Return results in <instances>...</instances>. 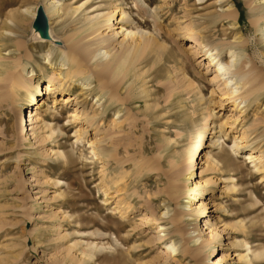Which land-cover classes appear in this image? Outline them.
I'll list each match as a JSON object with an SVG mask.
<instances>
[{
    "label": "rangeland",
    "instance_id": "1",
    "mask_svg": "<svg viewBox=\"0 0 264 264\" xmlns=\"http://www.w3.org/2000/svg\"><path fill=\"white\" fill-rule=\"evenodd\" d=\"M54 1L0 0V264H264V0H59L49 17ZM72 33L112 41L92 67L154 44L115 93L93 78L43 94ZM231 52L259 88L240 104L217 71ZM204 179L213 192L188 201Z\"/></svg>",
    "mask_w": 264,
    "mask_h": 264
},
{
    "label": "bare ground",
    "instance_id": "2",
    "mask_svg": "<svg viewBox=\"0 0 264 264\" xmlns=\"http://www.w3.org/2000/svg\"><path fill=\"white\" fill-rule=\"evenodd\" d=\"M81 6H83V3H82ZM81 6L75 8L74 9V12L78 11L81 8ZM62 9L63 8L60 7L59 0L54 1V2H51V4L46 7L47 15L49 17H51L52 15H57L59 13V10H62ZM125 13L126 12H124V10L122 8H119V10L117 11V15L120 14L121 17L119 16L120 19H118V21L124 19L123 17L126 16ZM230 13H231L230 15L233 16L232 15L233 13L232 12H230ZM67 15H69V18L71 20L70 21L71 24L72 23H75L77 21V17L73 18V17H71L72 16L71 14H67ZM117 15L116 16H115V14L113 15L114 20H115V18L117 19ZM107 16L108 15L102 17L101 20L99 19L101 21L100 24H102V25L98 26L96 29H93L94 26H92V23H91L92 22L91 21L92 19H90V24H91L90 27L92 28V30L91 29L90 30L92 31V33L95 32V30H97L100 27H102V26L105 25L102 22H104L103 20H105V19L108 18ZM83 19L89 20V17L86 16ZM96 23H99L98 20H97ZM116 23H117L116 21H114V23L110 22V24L108 23V27H112ZM86 28H88V27H86ZM115 28L117 29V27H115ZM116 29H114V30H116ZM45 31L46 30L44 29V26H43L42 28L39 29V32L38 33L40 34L41 37H43V36H45ZM118 32L119 31H116L115 33L117 34ZM130 33H132V32L131 31H128L126 33V35H129ZM66 38H64V43H65L66 50L60 49L59 52H58L59 55H60V59H61L60 67L58 69H56L57 71H54L55 76L52 77L51 79H49L48 82L45 84V92L43 94H49V92H51L52 90H56L57 91L58 87H60V90L63 89V87H66V89H69V90L70 89H76V88H79L80 87V90H86L87 92H89V91L91 92V91H93V85H92V81H91L93 78L94 79L97 78L98 80H101L102 81L101 82V85H100V89H108V92H110V94L115 93L116 92L115 90L119 87L120 83H123L122 81L125 79V77L128 76L127 74L132 70V69L130 70V67H133V64L132 63L134 62V58H135L134 55L135 54H139V53L142 52L139 49H143L144 50V48L152 47V45L154 44L153 37H150V36L145 37L143 41H140V42H142L141 44H139L137 42L139 44L137 46V48L138 47H140V48L139 49H137L136 47L134 48V49H137L136 50L137 53L132 54V56H131V57H133L132 59L129 60V52H128L129 51V48H128L129 46H128V47H124L123 49H121L119 55L116 58L111 59L110 61L109 60L108 61H101L100 60L101 62L98 61V63H96L95 65H93L94 67H92L91 66L92 64L90 65V62H91L92 57H95V56L100 55L102 53L101 52V49L106 48V47H109L112 44V41L108 38V39L105 40L104 43H102L103 41L101 43L99 42V44H98V46L96 48H92L93 41H91L89 39L83 41V38L84 37L78 38V33H72L71 35H68V37H66ZM40 42H43V41H40ZM56 50H58V49H56ZM151 50H153V49L151 48ZM103 53H106V50ZM202 55L206 59L210 58L211 61H214V62L216 61L215 60V57H213V55L210 54L209 52H206V53H204ZM48 56L49 55H47V60L45 61V63L46 64L49 63V68H51L50 66L52 65V63H50V58ZM196 56H200V55L197 53ZM230 57H231V59L228 62V64L226 65L227 67L221 65L220 63L217 64V66H218L217 67L218 68L217 71H218V73L219 72L220 73L221 72L224 73L223 71H221L222 69H224V71H226L227 74H228V72L231 73L230 78L228 80L225 79V86H228L229 87V90H230L229 91V94H231V97L233 98L234 102H236V100H238V99H241L238 102V104H240V103L243 102V99H245V97H247L249 95H252L254 93L253 91L259 90V88H255L253 86V82L255 80L253 79V77H250V75H248L246 72H244L242 70L243 67H240L238 69L236 68L237 70L236 69H233L232 72L229 71L230 68L233 67L238 62V60H239L238 56L234 52H231ZM129 61H130V63H129ZM44 68H46V65H45ZM63 70H65V71H63ZM32 71L33 70H31V73H32ZM27 73L28 72H26V74ZM120 73L122 74V76H120V78H118L119 77L118 75ZM32 75L33 74H31V76ZM34 75H36V74H34ZM116 76H118L117 78L119 80L117 79L118 82L115 83L112 80ZM248 76H249V79H247ZM13 78H15V76H13ZM134 78H135L134 80L137 81L140 78V75H137V73H136L135 76H134ZM215 78H216V76H214L212 79H215ZM242 79H244V80L247 79V80H245L243 83H241V80ZM233 81H235V82L234 83H231ZM229 83H230L231 86L228 85ZM234 84L236 86L232 87ZM238 84H241V86H238ZM247 84L249 85V87L247 86L248 88H247L246 91H244V90L242 92L241 91H238L240 88L244 87V85H247ZM12 85H14V82H12ZM26 88L28 89L27 86H26ZM113 91H115V92H113ZM244 92H246V93H244ZM30 95L32 97L31 92H30ZM74 98H75V96L74 97H71V99H74ZM111 100H113V97H111ZM41 103H43V102H41ZM53 111H55V110H53ZM28 116H29L30 124H32V123L35 122V119L36 118L34 119V117H37L38 116V112H34V111H31L30 110ZM56 120L59 121L60 120V117L57 116L56 117ZM92 120L94 121L95 120V117ZM72 123L68 122V124H66V126H69ZM208 123L204 124L203 128L198 132V140L195 141L196 143L194 144V147L192 146L193 147V153H192V156H191V171H194V169H193V166H194L193 165V161L195 160L194 159V155L196 153V150L200 146V144H201V142L203 140V137L205 135V132L207 131V129H209V126L210 125ZM22 128H23V126H22ZM196 138H197V136H196ZM231 147L234 148L233 150L235 152V151H237L241 147V145L238 142H235L234 141V143H233V145ZM60 154L62 156H64V153L63 152L60 153ZM198 155H202V154H198ZM244 156H246L245 157L246 158L245 160H248V162H250V163H252V162L255 163V161H258V163H259L260 161H262L261 160V155H257L253 151H250V152L246 153ZM256 164L257 163H255L254 166ZM260 167H261V165H260ZM213 168H215V167H213ZM257 170H258V168H257ZM212 173H214V172H212ZM214 182L215 181L214 180H211V179H204V181H201L200 183H198L197 185H195V187H193L191 189V192H190V196L188 198V201L189 200H192V199H198L199 200L200 198L203 197V195H205L208 192L212 191L211 189L214 188L212 186V184H214ZM187 207H190V205L187 206ZM204 209H205L204 205H201V207L199 209L201 211L200 213H203L204 212ZM59 227L60 226H58V228ZM58 230H61V228L58 229ZM87 248L92 249V247H90V246H88ZM87 250H89V249H86V251ZM87 252H89V251H87ZM91 253H92V251L89 254L91 255ZM83 254H84V252H82V255ZM87 254L85 253L84 255H86V257H87L89 255V254L88 255ZM217 263H218V260H215L214 262H212V264H217Z\"/></svg>",
    "mask_w": 264,
    "mask_h": 264
}]
</instances>
